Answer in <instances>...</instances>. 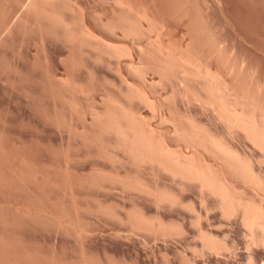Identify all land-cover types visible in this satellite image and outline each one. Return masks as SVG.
Listing matches in <instances>:
<instances>
[{
    "label": "rangeland",
    "instance_id": "374dc122",
    "mask_svg": "<svg viewBox=\"0 0 264 264\" xmlns=\"http://www.w3.org/2000/svg\"><path fill=\"white\" fill-rule=\"evenodd\" d=\"M139 17L145 29H154L151 38L160 35L175 55L201 59L264 109V0H0V264H264V246L252 243L240 213L224 217L216 196L157 165L133 163L115 133L100 118L103 126L96 123L114 107L106 100L122 102L171 149L187 155L197 149L203 164L264 207L263 190L175 134L174 125L188 127L189 120L205 126L249 158L264 180L259 148L190 97L201 93L200 83L190 80L193 91H187L177 72L165 71L149 52V37L126 30ZM85 31L96 44L82 37ZM134 92L152 103L133 99ZM133 181L178 203H161L152 191L130 186ZM194 209L202 210V224ZM130 214L165 227H135ZM201 230L225 247L207 246Z\"/></svg>",
    "mask_w": 264,
    "mask_h": 264
},
{
    "label": "bare ground",
    "instance_id": "6f19581e",
    "mask_svg": "<svg viewBox=\"0 0 264 264\" xmlns=\"http://www.w3.org/2000/svg\"><path fill=\"white\" fill-rule=\"evenodd\" d=\"M121 4H122V2H121ZM118 6H119V4H118ZM125 8L126 7H124L123 9L125 10ZM127 8H129V7H127ZM29 10H30V8H29ZM131 10H133V9H131ZM46 12H50V11H46ZM126 12H127V10H125V13ZM130 14H131V12H130ZM55 15L56 14H54L53 16H55ZM53 16H52V20L55 19ZM138 16H139V14H138ZM143 16H145V15H143ZM136 17H137V15H136ZM50 18H51V15H50L49 19ZM134 18H135V16H134ZM140 18L144 21L143 17H139V18H137L139 21L138 20L136 21L137 24L135 22H133V23L131 22L132 23V27L129 28V26H128L129 29H126L127 25H125L126 27L124 29L130 30L129 33H135V34H137L139 36L141 35L140 37L144 36V38H145V36H146L147 40H148V37H149V41H148L149 43H147L148 44L147 48L150 49V50L148 49L149 52L152 50V52L155 53L153 55L156 56V58L158 60V61L156 60L157 63H160L165 68V71H166V69L167 70L169 69V70H174V71L177 72L178 77H176V80H177L178 84L181 85L183 83L185 86L184 85L183 86L181 85V86L183 88L186 87L185 89L190 92V91H193V90H190V89L188 90V88H190V84H191L190 80L195 81L196 84L200 83V84H197V85H199L198 87H201V89H199V90H201V91H199V93L200 92L201 93L200 94L195 93V95H194V93L191 92L190 94L191 95L193 94L192 96L194 98L192 96H190V97L192 99H195L196 101L198 100L200 103L202 102L205 107H206V105L208 107H212L215 110L216 114L218 115L217 118H218V120H220V123L222 121H223V123H225V128H226V126H228L227 129H230L229 131H231L232 129H234V130L237 129V130H240L241 132H243L245 134V136L250 140V142H252L253 145H255L257 148H259V150L262 152V155H264V109H262L263 106L261 104L258 106L256 103H254L253 102L254 98L253 99L249 98L251 95L249 97L247 96L249 99H246L245 95H244L245 97H242V96L238 95L237 91L234 88L231 87L232 85L230 86V82L227 83V81H225L224 77L222 78L223 75L221 76L220 75L221 73L218 74V72H216L211 67L207 66V64L204 65V62H203V64L200 63L201 59H200V62H199V60H196V58L193 59L194 56L189 58V56H190V55H188L189 53L188 54L185 53L186 56L183 53L185 57H181L178 54H176V55L179 56V58H178V56L175 55V51L167 49V47H169V46H167L165 43L163 45L162 42L159 43V40L161 38L160 35H159V39H158V35H157V38H156V40L158 39L157 41L154 40V38H151L148 35L150 33H153L154 29H152V26L149 27L148 29H145L144 26L142 25V22H141ZM56 22H57V20H56ZM126 23H128V22H126ZM131 23H130V26H131ZM54 24H55V22H54ZM121 27H123V26L121 25ZM69 28H71V27L69 26ZM126 30H123L124 34L127 33ZM85 33H87V34H85ZM113 33H114V31H113ZM92 35L88 34V32H86V31L84 33H82V37L88 39L87 40L88 42L90 40L89 43H92V42L94 43V42L98 41ZM130 36L131 35H129V37ZM132 36H134V35L132 34ZM96 38H98V37H96ZM157 42H158V44H157ZM85 43H86V41H85ZM102 43H104V41ZM94 44H96V43H94ZM97 44H98V42H97ZM208 45H210V44H208ZM109 47H112V45H110ZM116 47L117 46H115V48ZM143 49H145V48H143ZM210 49H211V47H210ZM210 49H209V56H210V53H211ZM116 51H119V50H117V48H116ZM182 51H180V55L182 54L181 53ZM188 51H189V49H188ZM107 52L110 53V51H107ZM128 52H130V51L128 50ZM214 52H212V53H214ZM115 53H114V55H115ZM183 54H182V56H183ZM111 55H112V51H111ZM118 55L122 56L123 53L120 51V53ZM129 55H130V53H129ZM129 55H127V56H129ZM115 56H117V54ZM120 56H117V57H120ZM197 58H199V57H197ZM212 59H210V60H212ZM224 60L226 61V57H225ZM139 61H140V58H139ZM228 61L229 60H227V62ZM137 63H139V62H137ZM134 64L135 65L131 64L130 68L135 67L136 63H134ZM140 64H142V63H140ZM227 65H229V64H227ZM216 70H218V69H216ZM231 70H232V68H231ZM239 71H240V69H239ZM226 72H228V71H226ZM231 73H232V71H231ZM137 74H139V73H137ZM166 74L168 75V73H166ZM142 76H143L142 78H144L146 76V74L144 73V75H143V73H142ZM178 80H180L182 83L180 81H178ZM196 80L199 81V82H197ZM187 82H190V84L189 83L187 84ZM125 83L128 84V82H125ZM195 83L193 82L192 84H195ZM186 84H187V86H186ZM196 84H195V86H196ZM180 85H179V88H180ZM125 86H127V85H125ZM192 86H194V85H192ZM185 89H184V91H186ZM196 91L198 92V90H196ZM138 92H134V94H133L136 98H133V95H132L133 92L131 93L133 99L139 98V100L140 99L142 100V101L141 100L140 101H141V103L143 102V104L144 103L145 104H151L152 103V101H150V97L148 95H146L144 92L143 93L142 92L138 93ZM135 93H137V94H135ZM126 94L128 95V93H126ZM186 94L189 97V94L187 92H186ZM180 96H181V94H180ZM184 96H185V94H184ZM127 97H125V98H127ZM187 100H188V98H187ZM251 100H252V102H251ZM106 101L108 102L109 105L111 104L112 106H114L113 109H112V106H111L112 110H109V108L108 109L106 108L108 110V115H106L107 114L106 110L104 112L105 114L104 113L103 114L106 115L107 117H105V116H102V117H105V118H101V117H98V118L96 117L95 118L94 116H92V117L95 118V121L97 119L96 123L99 122L101 125H102V123H104V126L102 125L103 128L106 127L108 131L111 130L112 132L115 133V135H116V137L118 139L117 141H119V145L122 146L121 149L123 150V148H124L123 151H125V152H127L129 154V156L132 158L133 163H135V162L138 163V164L142 163L141 165H144L143 163H145L147 166H149V165H157L158 168H160L161 170H165V171L171 173L170 175H173L175 178L176 177L180 178L183 182L185 181L184 183H186V182L188 183L189 182V184L190 183H192L193 185L195 184L199 188V190L203 193V195L205 193H207V195L211 194V195L216 196L219 199V205H220V207H219L220 209L219 210L222 212V215L224 217H231V216H234V215L240 213L242 215L243 224L248 229V232L250 234V238H251L252 243L258 244V245L262 244L264 246V207L262 205L260 206L258 204H255L254 201H253L254 203H252L250 201L245 200L243 198V196H241L239 194V192H238L239 190H236L235 188H233L234 186L232 187L230 182L228 183L226 181V179L221 177L219 175L220 173H217V172H215V170L210 168V164L211 163L208 164V165L207 164H203V163H207V162H205V161L202 162L201 160H199V158H198L199 154H197V152H196L197 149L196 148H198V149H200V148L202 149L203 148V151L211 153L212 156L213 155L216 156V159L219 158V161H222L223 163H226L227 166L233 168L237 172V174L239 173L244 178V180H246L249 183L253 184L258 189H261V190L264 191V180L260 177V175H258L256 173V171L254 170L251 162L248 161V160H250L249 158L248 159H247V157H246V159L243 158L242 155H240V153H238V151H236V149H234L232 147V145H229L227 143L228 141L226 142L225 137H222L221 135L218 136V134L216 135V133L213 134V131L211 132L210 129L208 130V128H204L205 126L201 127L203 125H199V123H196V122L190 123V122H192L191 120H189V123L187 124V125H189L188 127L185 124L182 123L187 128L184 127V126H181L182 128L179 127V126L176 127L177 125H174V124H177V123H174L173 125L177 129L175 131L176 132L175 134L177 135V131H178V135L180 136L179 137L180 139L179 138L178 139L180 141L182 140V142H185L184 145L187 144V145H190L192 147H196L195 148L196 150L193 151L195 153V155H194V153L192 155L191 154L187 155L188 153L184 154L183 152H180L179 150H178L179 151L178 152L176 150V148H175V151H174V148L171 149L169 147L171 145L166 144V142H165L166 139L164 140V137L162 138L161 136H160L161 138L160 137L157 138L158 135H156V133L154 131H152L153 130L152 128H151L152 130L150 129V125L148 127L147 122H145L143 120V118L140 115H138L135 111H133L131 108L128 110L129 107L126 106L127 108H125V106H123L124 103H122V102L119 103L120 104L119 105L118 103H116L114 101L115 105H113L112 104L113 101H112V103H109L108 100H106ZM189 102H190V100H189ZM102 105H104V104H102ZM106 107H108V106H106ZM215 112H213V113H215ZM216 114L214 116H217ZM99 115H101V114H99ZM98 119L102 120V123H101V121H98ZM162 119H165V118H162ZM184 123H187V121L184 122ZM234 130H232V131H234ZM181 138H183L185 141H183V139H181ZM119 145H118V147L120 148ZM187 145L185 147H187ZM190 146H188V147H190ZM196 155H197V157H196ZM222 162H220V163H222ZM147 163H150V164L148 165ZM226 165H225V168H226ZM212 168H213V166H212ZM180 179H178V180H180ZM137 182L135 181V183H134V181H133L134 184L130 182L129 185L132 184V185L136 186L135 188H137L139 190L141 189L144 192H145V190L148 191L149 193H150V191H152V190H149L148 188H146V186L143 185L141 182H138V184H137ZM132 185H130V186H132ZM134 186H132V187L134 188ZM152 193H154V192L152 191ZM240 193H241V191H240ZM154 194H155V196L157 195L156 198H158V200L161 201V203H164L162 201H168V202L173 203V204L174 203L175 204L178 203L177 202L178 199H176V197H173L174 195H169V193H167L168 195L164 194V193H161V194L159 193V195H158L156 192ZM206 198L208 199V196H206ZM206 200H205V198H203V200L201 201L202 210L205 209L206 213H204V215L206 214L207 216H209L210 207H208L209 206V205H207L208 201H206ZM179 205H180V203H179ZM217 205H218V203H217ZM202 210L200 211L199 209H197V210L194 209V212L196 213V222L198 224H202V221H203V218H204V215H202ZM207 218H209V217H207ZM130 221L132 222L133 226L138 227V228H142V229H144V228L147 229L148 228V230H149V228H151V229L153 228L152 230H155L156 228H160V230L163 231L162 229H164L163 227H165V226H161V225H159L160 227H158V226L154 225L151 221L148 222V220H146L143 216H140L138 214H130ZM151 224H153L154 226L151 225ZM199 227H200V225H199ZM165 229H167V228H165ZM156 230H159V229H156ZM160 230H159V232H160ZM200 236L203 238L205 244L207 246L211 247V248L221 249V248L225 247L224 243L218 242L217 240L212 238V236L207 234L204 230L200 231ZM258 245H256V246L258 247ZM263 246H262V248H263Z\"/></svg>",
    "mask_w": 264,
    "mask_h": 264
}]
</instances>
